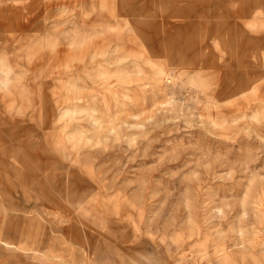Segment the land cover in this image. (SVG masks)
Returning <instances> with one entry per match:
<instances>
[{"label": "rangeland", "instance_id": "1", "mask_svg": "<svg viewBox=\"0 0 264 264\" xmlns=\"http://www.w3.org/2000/svg\"><path fill=\"white\" fill-rule=\"evenodd\" d=\"M0 264H264V0H0Z\"/></svg>", "mask_w": 264, "mask_h": 264}]
</instances>
